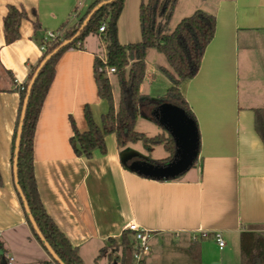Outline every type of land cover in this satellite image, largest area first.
Segmentation results:
<instances>
[{
  "label": "crops",
  "instance_id": "obj_1",
  "mask_svg": "<svg viewBox=\"0 0 264 264\" xmlns=\"http://www.w3.org/2000/svg\"><path fill=\"white\" fill-rule=\"evenodd\" d=\"M95 1L0 0V241L8 264L9 258L10 264H54L34 238L14 185L11 150L18 87L42 57L39 40L44 34L62 35ZM140 2L124 0L117 25L121 45L141 39ZM9 7L23 10L27 18L20 22L19 38L6 44L3 20ZM178 10L184 8L176 3ZM197 10L213 15L216 28L197 74L180 85L196 120L199 153L193 167L174 180L130 172L120 155L133 150L130 145L119 149L113 135L105 137L104 153L95 150L90 158L74 153L73 126L86 131L85 108L98 126L108 111L94 81V61L105 55L101 34L89 35L56 63L34 132V177L47 216L83 264H119L120 249H107L98 258L99 252L110 239L118 245L130 224L150 234L143 264H240L239 235L264 233V146L254 129V112L264 110V0H192V9L183 16ZM149 50L139 93L154 100L155 82L166 79L160 71L166 67L149 68ZM141 128L146 137L161 133L153 135L149 125ZM146 152L139 155L152 163L167 157L165 151V157L154 156L153 149ZM215 232L224 240L222 250L213 239ZM109 250L117 253L112 263Z\"/></svg>",
  "mask_w": 264,
  "mask_h": 264
},
{
  "label": "trees",
  "instance_id": "obj_2",
  "mask_svg": "<svg viewBox=\"0 0 264 264\" xmlns=\"http://www.w3.org/2000/svg\"><path fill=\"white\" fill-rule=\"evenodd\" d=\"M176 2L177 0H141L138 9L141 39L138 43L121 45L118 41L117 25L124 7V0H96L90 5L80 21L62 35L53 32L54 38L44 40V34L39 40V45L45 46V51L42 53L38 65L31 70L26 83L18 87L20 103L12 139V165L17 128L23 102L27 95L28 84L40 64L60 48L42 66L28 96L17 156V185L28 207L29 215L36 224L44 242L49 245L62 264L83 263L77 254V249L71 246L47 216L39 198L33 167L35 127L54 78L56 63L64 52L69 49H79L82 42L89 35H97L98 28L104 24L105 32L101 34V40L105 45L106 63L103 64L99 59H95L94 81L98 97L106 102L108 111L101 116L100 125L98 126L94 122L89 108H85L84 118L87 129L85 132L80 133L73 126V136L70 139L73 151L78 157L84 158H90L95 150L104 153V139L109 135H113L119 149H124L128 145L138 142L142 143L147 152L152 147L161 146L167 153V157L154 163L167 164L173 159L175 153L174 143L169 134L152 119L151 115L146 118L159 127L160 134L154 137H146L135 130L139 107L143 106L153 111L158 106L155 100L139 93L140 85L145 77L146 51L149 49L155 50L165 58L168 65V68L160 69L170 83V87L166 90L161 103H168L182 109L196 124L194 115L180 92V85L191 80L197 74L204 51L212 40L216 28V19L213 15L197 10L190 16L181 19L176 27L170 31L169 22ZM95 9L96 11L92 13ZM33 15L36 19L34 12ZM26 18L27 15L23 10L18 11L13 7L8 8V13L3 20L6 44H11L19 38L20 22ZM34 29L36 32L39 31L37 20L34 22ZM107 67L115 70L112 76L116 79L119 88L116 107L114 106L110 80L104 72ZM254 129L264 146V110L254 112ZM1 185L2 179L0 176ZM18 198L34 238L45 250L43 243L39 240L28 220V214L23 208L19 195ZM112 248L121 251V258L117 259L119 264H131L132 245L129 232L122 235L121 242L118 245L113 240H108V247L100 250L98 258L107 249ZM239 251L240 264H264V233H241L239 235ZM7 259V253L0 241V264H8ZM52 262L57 264L53 260Z\"/></svg>",
  "mask_w": 264,
  "mask_h": 264
},
{
  "label": "water",
  "instance_id": "obj_3",
  "mask_svg": "<svg viewBox=\"0 0 264 264\" xmlns=\"http://www.w3.org/2000/svg\"><path fill=\"white\" fill-rule=\"evenodd\" d=\"M95 11L96 9L92 13H94ZM58 50L54 51L40 64L33 78L28 84L27 95L23 102L19 125L17 128L12 170L15 188L20 199L22 200L23 208L28 214V220L33 230L37 234L39 240L43 243V246L51 259L57 264H62V262H60L52 249L49 247V245L44 242L42 235L36 227V224L34 223L32 217L29 215L28 207L24 201L19 186L17 185V156L28 96L40 69L45 64V62L48 61ZM151 117L172 138L175 147L173 159L167 164L161 165L152 163L148 159L140 155L136 157L134 152L125 151L120 155V162L130 172L144 178L157 181L174 180L176 178H179L193 167L198 158L199 136L197 126L195 122L190 117H188V115L182 109L168 103L159 104L152 111Z\"/></svg>",
  "mask_w": 264,
  "mask_h": 264
},
{
  "label": "rangeland",
  "instance_id": "obj_4",
  "mask_svg": "<svg viewBox=\"0 0 264 264\" xmlns=\"http://www.w3.org/2000/svg\"><path fill=\"white\" fill-rule=\"evenodd\" d=\"M179 5H181L184 8V11H173V15L172 18L169 22V30L172 31L176 25L179 23V21L185 17L188 16H183L186 15V13H188V11H190L192 9V0H177V2ZM196 4V3H195ZM194 4V5H195ZM176 5V4H175ZM187 9V10H186ZM187 11V12H186ZM183 16V17H181ZM138 43V42H136ZM148 67H156V65H164L166 68H168L167 63L165 61V58L159 54L158 52H156L155 50L151 49L148 51ZM105 75L109 78L110 75L106 74ZM110 84L112 86V94L114 96V100L117 102L118 100V96H119V88L118 85L116 83V79L114 78V76H110ZM155 88L153 90V96H154V100L156 101V103L162 104V98L166 93V90L170 87V83L164 79V77L160 78V81L155 82ZM139 116H138V129L136 130L137 132H141L142 131V126H146L149 125L150 128H152V133L153 135H155L158 132H161V130H159V127L156 126L152 121H150L149 119H147L146 117L151 115L152 113V109L150 108H145L143 106H140L139 109ZM142 119V120H141ZM145 119H147V121H145ZM130 148L133 150V152L135 153V156H139V153L141 151L146 152V150L144 149L143 145L141 144V142L136 143L135 145H130ZM153 152L155 153L154 156H161V157H165L166 153L164 152V150L162 149V147H156V148H152ZM151 149V150H152ZM147 153V152H146ZM119 252V251H118ZM108 254H112L113 255V259L111 261L114 262L117 253L114 250H109ZM106 254L104 256V259L106 260L107 255Z\"/></svg>",
  "mask_w": 264,
  "mask_h": 264
},
{
  "label": "built area",
  "instance_id": "obj_5",
  "mask_svg": "<svg viewBox=\"0 0 264 264\" xmlns=\"http://www.w3.org/2000/svg\"><path fill=\"white\" fill-rule=\"evenodd\" d=\"M105 32V25L102 24L98 28V33L102 34ZM54 38L53 32L45 33V39H52ZM103 43V42H102ZM104 44V43H103ZM105 51V45H104ZM40 51L43 53L45 51V46H40ZM103 64L106 63V57L104 55L103 58L100 60ZM104 72L108 75H113L115 73L114 68H105ZM127 231L131 234V245H132V255H131V264H143L144 259L150 252V234L145 232L144 230L140 229L135 224H130L127 227ZM202 238L206 237V234H201ZM195 239V238H194ZM213 239L218 247L219 250H222L225 246L224 240L220 232L213 233ZM12 262V258H9V264Z\"/></svg>",
  "mask_w": 264,
  "mask_h": 264
}]
</instances>
